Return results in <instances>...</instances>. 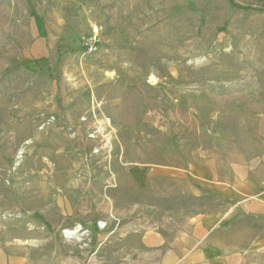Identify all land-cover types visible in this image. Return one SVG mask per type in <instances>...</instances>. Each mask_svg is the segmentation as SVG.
Wrapping results in <instances>:
<instances>
[{
	"label": "rangeland",
	"instance_id": "rangeland-1",
	"mask_svg": "<svg viewBox=\"0 0 264 264\" xmlns=\"http://www.w3.org/2000/svg\"><path fill=\"white\" fill-rule=\"evenodd\" d=\"M259 170L264 0H0V264H170Z\"/></svg>",
	"mask_w": 264,
	"mask_h": 264
},
{
	"label": "crops",
	"instance_id": "crops-1",
	"mask_svg": "<svg viewBox=\"0 0 264 264\" xmlns=\"http://www.w3.org/2000/svg\"><path fill=\"white\" fill-rule=\"evenodd\" d=\"M221 187L231 194V207L203 211L193 218L185 236L171 240L164 255L170 264L264 263V170ZM213 232L217 239L209 237ZM151 239L156 240L147 237Z\"/></svg>",
	"mask_w": 264,
	"mask_h": 264
},
{
	"label": "bare ground",
	"instance_id": "bare-ground-1",
	"mask_svg": "<svg viewBox=\"0 0 264 264\" xmlns=\"http://www.w3.org/2000/svg\"><path fill=\"white\" fill-rule=\"evenodd\" d=\"M128 117V116H127ZM34 178H37V177H32V179H31V181H33V179ZM19 180H21V181H23L24 180V177L23 178H19ZM38 184H39V186L41 187V188H43L46 184L44 183V182H38ZM60 186V185H59ZM13 189V188H12ZM65 188H63V190L59 193L60 195L57 197V199L59 200L60 199V197H61V195L62 194H64L65 193ZM32 192L31 191H28V188H26L22 183L21 184H19L18 186H16L15 188H14V190H11V188H10V190H9V192H8V198H10V200H11V198L13 199H15L16 201H15V203L17 202V200H19L20 199V201H21V203L23 204V201H24V199L25 198H27V195H29V194H31ZM15 196V197H14ZM35 199V198H34ZM32 202V201H31ZM13 204H14V202H13ZM12 204V205H13ZM40 204V201H38V200H35L34 201V205H39ZM6 205V204H5ZM1 206H3V205H1ZM23 207H25V205L23 206ZM14 208V207H13ZM69 233V232H68Z\"/></svg>",
	"mask_w": 264,
	"mask_h": 264
},
{
	"label": "built area",
	"instance_id": "built-area-1",
	"mask_svg": "<svg viewBox=\"0 0 264 264\" xmlns=\"http://www.w3.org/2000/svg\"><path fill=\"white\" fill-rule=\"evenodd\" d=\"M98 42L99 37L97 27H93L92 31L81 36V46L86 52H95L98 48Z\"/></svg>",
	"mask_w": 264,
	"mask_h": 264
}]
</instances>
